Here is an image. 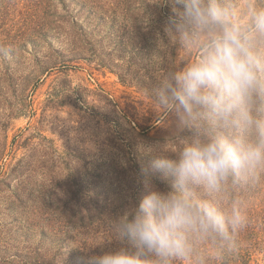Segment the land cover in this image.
<instances>
[{"label": "rangeland", "instance_id": "1", "mask_svg": "<svg viewBox=\"0 0 264 264\" xmlns=\"http://www.w3.org/2000/svg\"><path fill=\"white\" fill-rule=\"evenodd\" d=\"M169 12L167 0H0V264H88L121 246L111 220L145 180L173 186L139 151L193 136L150 95L195 57L163 32ZM234 202L251 263H222L225 244L206 241L173 264H264V168L229 180L219 203ZM88 211L96 222L79 225Z\"/></svg>", "mask_w": 264, "mask_h": 264}, {"label": "clouds", "instance_id": "2", "mask_svg": "<svg viewBox=\"0 0 264 264\" xmlns=\"http://www.w3.org/2000/svg\"><path fill=\"white\" fill-rule=\"evenodd\" d=\"M167 2L163 32L195 57L159 77L150 95L193 136L171 153L139 146L152 157L145 172L171 177L173 186L145 180V194L111 220L121 246L88 264L187 262L206 241L235 248L247 218L235 202L222 210L220 196L230 179L264 168V2Z\"/></svg>", "mask_w": 264, "mask_h": 264}, {"label": "trees", "instance_id": "3", "mask_svg": "<svg viewBox=\"0 0 264 264\" xmlns=\"http://www.w3.org/2000/svg\"><path fill=\"white\" fill-rule=\"evenodd\" d=\"M57 19V18H56ZM44 35V34H43ZM86 215H82L79 217V225L89 224L90 226L96 222L94 221L95 214L91 215V212H84ZM100 214V212H99ZM94 221V222H93ZM238 230L233 234L234 238H237ZM248 253H237L236 249H229V247L225 244L224 252L222 253V263H251V258L248 259ZM85 263V262H82Z\"/></svg>", "mask_w": 264, "mask_h": 264}]
</instances>
